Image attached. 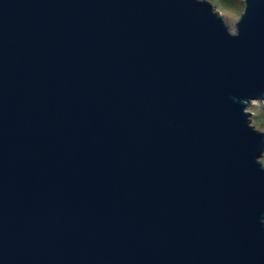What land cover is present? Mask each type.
<instances>
[{
    "label": "water",
    "instance_id": "water-1",
    "mask_svg": "<svg viewBox=\"0 0 264 264\" xmlns=\"http://www.w3.org/2000/svg\"><path fill=\"white\" fill-rule=\"evenodd\" d=\"M0 0V264H264V0Z\"/></svg>",
    "mask_w": 264,
    "mask_h": 264
},
{
    "label": "rangeland",
    "instance_id": "rangeland-1",
    "mask_svg": "<svg viewBox=\"0 0 264 264\" xmlns=\"http://www.w3.org/2000/svg\"><path fill=\"white\" fill-rule=\"evenodd\" d=\"M212 1L215 5L216 8L226 17V20L228 24L234 29V22L239 19L241 13L243 10L241 8H231L229 6L222 5L220 0H210ZM244 1V0H243ZM264 103L263 101L259 100H254L252 104L249 107V110L253 113V123L262 131H264V114H260L259 116V110H260V104ZM264 106V104H263ZM257 116V117H256ZM262 161L264 162V157H262Z\"/></svg>",
    "mask_w": 264,
    "mask_h": 264
},
{
    "label": "trees",
    "instance_id": "trees-1",
    "mask_svg": "<svg viewBox=\"0 0 264 264\" xmlns=\"http://www.w3.org/2000/svg\"><path fill=\"white\" fill-rule=\"evenodd\" d=\"M221 4L222 5H227L231 8H241V10L244 9V1L243 0H220ZM264 103H261L260 105V112H259V116L260 117V114H264V106H263ZM257 117V116H256ZM261 118V117H260ZM264 157V154L263 156Z\"/></svg>",
    "mask_w": 264,
    "mask_h": 264
}]
</instances>
